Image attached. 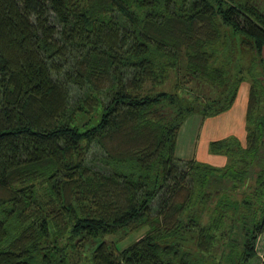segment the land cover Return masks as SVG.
<instances>
[{"label":"trees","instance_id":"1","mask_svg":"<svg viewBox=\"0 0 264 264\" xmlns=\"http://www.w3.org/2000/svg\"><path fill=\"white\" fill-rule=\"evenodd\" d=\"M263 3L0 0V264H71L78 248L81 264H249ZM243 82L244 143L208 144L225 165L176 157L186 119L228 111Z\"/></svg>","mask_w":264,"mask_h":264},{"label":"crops","instance_id":"2","mask_svg":"<svg viewBox=\"0 0 264 264\" xmlns=\"http://www.w3.org/2000/svg\"><path fill=\"white\" fill-rule=\"evenodd\" d=\"M248 89L249 85L245 84V82L241 83L236 99L228 111L212 118L200 120L198 126H196L198 128L196 129L194 141H190V144H187V134L186 132H183L182 139L184 140V143L181 147H179L177 143V157L185 160L196 159L200 162L208 163L216 167L224 166L226 158L221 155L209 154L208 144L211 141L219 140L227 136H236L242 143H244ZM182 127L183 125L181 128ZM185 129L189 130V126H186ZM260 240L261 237L258 238L257 244ZM256 255H258L257 246ZM260 257V264H262L264 262V254H261Z\"/></svg>","mask_w":264,"mask_h":264},{"label":"rangeland","instance_id":"3","mask_svg":"<svg viewBox=\"0 0 264 264\" xmlns=\"http://www.w3.org/2000/svg\"><path fill=\"white\" fill-rule=\"evenodd\" d=\"M264 5V3H263ZM264 57V54H263ZM245 84L249 85L247 82H245ZM200 120H202V118L198 115H193L191 117H189L188 119H186L185 123L183 124V127L181 128V130L178 133V137H177V143L179 145V147H181L184 143V140L182 139L183 137V132H186L187 134V144H190V141L193 142L194 141V137L196 136V129L198 127V122H200ZM186 126H189V130L185 129ZM188 128V127H187ZM182 131V133H181ZM193 144V143H192ZM189 149V148H188ZM176 157L178 155V152L176 150ZM144 231V230H143ZM142 231L140 232H134L131 233L128 237L124 238L123 240L120 241L119 247H124L129 245L130 243H132L134 240L138 239L141 235H142ZM118 237V236H116ZM261 240L260 242H258L257 244V248H258V255H256L254 258H252L249 262V264H260L261 263V254H264V233L260 236ZM109 240H113V237H108ZM85 248H78V252L74 253V252H69V259H70V263L71 264H81L80 259H79V254L83 251V255H85L86 252H84Z\"/></svg>","mask_w":264,"mask_h":264}]
</instances>
